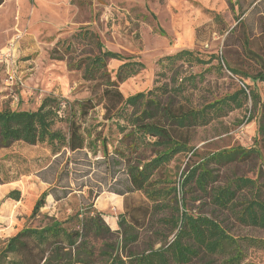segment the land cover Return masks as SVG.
<instances>
[{
    "label": "rangeland",
    "instance_id": "obj_1",
    "mask_svg": "<svg viewBox=\"0 0 264 264\" xmlns=\"http://www.w3.org/2000/svg\"><path fill=\"white\" fill-rule=\"evenodd\" d=\"M3 1L0 51L13 45L15 52L10 61L0 63V111H34L45 97H53L60 101L61 119L52 129L67 133L65 117L78 109L76 103L90 99L94 92L92 83L68 66L76 56L92 50L75 37L80 29L95 34L104 49L144 65L143 70L119 85L125 98L167 82L170 72L160 68L158 60L190 50L209 63L184 65L181 69L184 76H195L194 84L187 85L189 105L200 108L240 89H245L247 95L249 90L255 92L260 103H264V82L251 78L259 71V59L264 61V0H232L233 9L225 0ZM246 38L257 58L247 55ZM69 44L74 53H64ZM211 56L219 59L210 61ZM122 63L108 62L112 78ZM10 74L13 80H9ZM102 116V106L98 105L87 116L77 118L87 138L81 151H54L47 143L22 142L0 149V250L25 228L39 229L53 220L64 221L76 214H80L79 218L93 216L95 212L101 214L111 233L90 239L94 248L91 264H104L107 257L103 254L110 247L120 255L150 247L157 249L173 238L172 226L164 222L171 217L172 209L183 205L192 215H210L208 200L192 186L182 185L190 166L223 150L254 148L258 156L245 163L221 171L217 166L210 168L214 174L219 170L222 181L232 174L248 178L264 174V140L258 133L257 107L247 96L240 108L191 130L190 151L156 171L152 188L176 190L175 198L168 200L172 209L154 210L146 227L136 232V242L123 248V236L117 226L119 215L147 201L141 192L123 196L117 193L128 186V162L135 165L150 159L153 153L140 143L128 161L121 157L125 152L118 143L121 135L114 126H103ZM96 137L105 138L106 149ZM47 191L44 207L33 215L35 202ZM224 221L234 234L264 239V231L238 226L230 219ZM64 226L77 228L75 223ZM245 264H264V250L250 249Z\"/></svg>",
    "mask_w": 264,
    "mask_h": 264
},
{
    "label": "trees",
    "instance_id": "obj_2",
    "mask_svg": "<svg viewBox=\"0 0 264 264\" xmlns=\"http://www.w3.org/2000/svg\"><path fill=\"white\" fill-rule=\"evenodd\" d=\"M225 1L233 9V1ZM2 4L3 0H0V6ZM75 37L92 50L79 54L68 66L79 71L84 81L92 83V97L76 103L78 109L65 117L66 134L52 129L61 119V105L56 98L45 97L34 111L1 110L0 149L22 142L28 145L47 143L54 151L61 148L69 152L81 151L87 145V138L77 118L87 116L90 109L101 105L103 126H114L121 135L118 143L125 149L121 157L128 161L137 153L140 143L153 153L150 159L137 161L135 165L128 162V186L124 192L117 193L123 196L141 192L147 201L119 215L117 226L123 236V248H126L136 242V232L146 227L154 210L172 209L168 200L171 196L175 198V188H152L151 179L176 156L190 151L188 133L240 108L242 101L249 96L254 108L257 107L258 133L264 140V103H260L255 92L249 90L247 95L245 89H240L200 108L189 105L187 85L194 84L195 76H184L181 69L184 65L209 63L190 50H180L158 60L160 68L170 72L167 82L125 98L118 89L119 85L138 74L144 65L104 49L98 37L88 29H80ZM244 49L251 59L258 57L249 49L247 38ZM64 53H74L71 44L66 46ZM218 59L217 56L210 57V61ZM112 60L123 61L113 78L107 69ZM226 68L238 75L236 70ZM251 78L264 82V61L261 58L259 71ZM101 140L103 149H106L105 138ZM125 142L130 143L125 145ZM257 156L258 151L254 148L234 147L211 154L190 166L183 175L182 185L192 186L208 200L210 215H192L183 205L176 207L171 210V217L164 220L172 226V240L157 249L150 247L141 252L128 251L124 255L114 254L110 247L109 252L103 254L107 257L104 264H192L194 261L199 264H245L250 249L264 250V239L234 234L224 219H230L238 226L264 231V174L261 172L254 178L232 174L222 181L219 180V170L214 174L210 167L217 166L221 171ZM48 194L49 191L40 195L32 210L33 215L44 207ZM79 217L80 214H76L64 221L53 220L43 228L21 230L0 250V264H91L94 248L90 239L111 232L99 212ZM65 223H75L77 228H67Z\"/></svg>",
    "mask_w": 264,
    "mask_h": 264
},
{
    "label": "built area",
    "instance_id": "obj_3",
    "mask_svg": "<svg viewBox=\"0 0 264 264\" xmlns=\"http://www.w3.org/2000/svg\"><path fill=\"white\" fill-rule=\"evenodd\" d=\"M14 52H15V49L13 48V45H10L9 47H7V49L0 53V61H4V62H7V61H10L14 55ZM9 80H13V75L10 74L8 76Z\"/></svg>",
    "mask_w": 264,
    "mask_h": 264
},
{
    "label": "crops",
    "instance_id": "obj_4",
    "mask_svg": "<svg viewBox=\"0 0 264 264\" xmlns=\"http://www.w3.org/2000/svg\"><path fill=\"white\" fill-rule=\"evenodd\" d=\"M5 2L6 1H3V4L0 6V9L3 7V5H5ZM4 50V49H3ZM3 50H1L0 52L2 53L3 52ZM0 63H1V61H0ZM7 63V62H6ZM14 72V71H13Z\"/></svg>",
    "mask_w": 264,
    "mask_h": 264
}]
</instances>
